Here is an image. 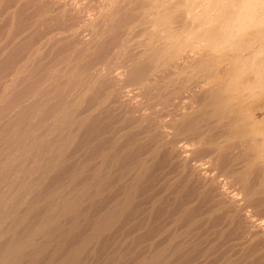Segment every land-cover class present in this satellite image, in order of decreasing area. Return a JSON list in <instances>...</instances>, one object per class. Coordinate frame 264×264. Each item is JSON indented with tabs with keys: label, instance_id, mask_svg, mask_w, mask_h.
<instances>
[{
	"label": "rangeland",
	"instance_id": "1",
	"mask_svg": "<svg viewBox=\"0 0 264 264\" xmlns=\"http://www.w3.org/2000/svg\"><path fill=\"white\" fill-rule=\"evenodd\" d=\"M82 1H83V4L81 3ZM146 1L147 0H144V2H143V0H125V1L124 0H108V1L107 0H0V51H1L0 52V93H1L0 94V111L1 112L3 111L2 113L0 112V120H1L0 121V143H1L0 146L3 147V148L0 147V151L1 150L5 151L8 149H11L10 147H12V146H13L12 148L15 147V141H16L15 135H17L16 132L18 133V131H19V130L17 131V128L19 126H21V128H19V129H20V131L22 130L23 134L26 131L25 129L32 128L31 126H33V125H31V124H29L31 126L26 125V128H25L23 123H24L25 118H27V116L28 117H30L32 115L34 116L35 113L39 114L40 111L37 110L39 107H41L44 112H45L46 106H47L46 110H48V111H50L51 109L53 110L55 108V106L57 108V109L55 108L56 110L61 111L65 105H68L69 107L67 106V108H66V106H65L64 109H67L68 113L71 110L69 113V114H71L70 119H69L71 122H73L74 119L77 117L76 114L79 115V117L83 116L84 118L86 117V114L89 113V115H90V117L88 118L90 120L86 119L87 120L86 123H85V119H84V121L81 120L82 117L80 119L81 121H79L78 123H75V124L72 123L74 125H82V123H84L85 127L81 126V128L83 127L82 133L80 132L81 135L79 133L78 134L74 133L72 135L73 136L76 135L75 138L79 142L82 140V143L85 144L86 146L85 145L80 146L81 151H79V149H78V152H77L78 154L75 152L76 156H74L75 154L73 153L74 154L73 156L75 158L72 156V159H71L72 163H71V161L68 163V165H70L69 168H73V166L75 167V163L77 165V162L79 160L77 161L76 157L82 158V156H84V154H93L94 152L98 153V150L104 149V147L108 148L110 146V144L115 143V141H117L118 144L115 143V147L113 150H115V148H116L117 151L112 150V152L108 156L109 158L107 157L108 159L106 160L107 163L109 162V165L113 164L112 166H110L111 170L113 171L112 174H114V172L116 174V171L122 172L123 170L127 174V172H129V167H130V170L133 169L134 171L133 172L131 171L132 173L130 175L129 174H127V175H129L131 178H133V176L137 174L135 172V170H137V168L139 169V167L141 166V165L139 166V162L140 163L142 162V164L145 163L148 166H150L148 169L149 173L147 172L148 174H146L145 177H143L142 181L139 182V185L137 184V186L135 185V187H132L133 185L130 183V182H132L131 181L132 179L131 178L129 179V178H127L129 176H126L125 177L126 180L123 179L124 182H123V180L121 182L122 186H121V184L119 185V183L118 184L116 183L115 184L116 188L112 187L114 191L112 190V188L109 190V192L107 191V194H109L110 191L112 190L111 191L112 195L111 194L110 195H111V198L113 197V199H112V202H113L116 197L118 198L119 196H122L121 193H123L124 190L129 187L127 189V191L132 189L133 192H136L138 194L137 199H136L137 201L134 205L136 207H134V210H131L132 212L129 211L128 212L129 214L127 213L125 215V217L119 222L120 225L118 224L119 226L117 225V227L114 229V232L112 231L113 234L111 233L110 236L108 235L107 237H105L106 240H100V244H99L100 246H98L97 251L96 252L94 251L95 253H93V254H95L94 255L95 257L93 255L91 257V255L89 254L88 256L85 257L86 259L84 258L85 261L83 260L82 264L83 263L84 264H117V263H120V264H138V262L141 261L140 259L143 260V258L145 260H148L149 262L151 261V264H153V263L154 264H161L160 261H161V259H163L162 256L164 255L167 257L170 254H171V256H170L171 259L169 257H167L168 258L167 259L168 264H170V263L171 264H187V263L188 264H230V263H232V264H264V233L261 234V232H260V234L258 233L259 235H256L257 237L255 236V237L251 238V240H248L249 239V233H248V228H247V222H244L246 220L244 219V216L242 215L243 212H241L239 209L235 210V208H233V207L232 208L228 207V209L222 211L218 215L211 212V214H214L215 216L212 217L213 219H211V221H208V223L209 222H211V223L207 224V221L203 222V224L204 225L206 224V226H204L200 221L203 218V216L206 215L204 213L209 214V211H210L209 209L213 208L212 207L213 204L211 202H213L214 206H215V205H217V203L220 202V200L222 198L221 196L220 197L218 196V193H216L218 190L216 188H218V187L215 188V185L219 180H222L225 177L227 178V181H225L226 180V178H225V180H222L221 183L225 182V184H226V182L229 181L228 182L229 184L227 183L229 186L226 184V187L228 186L227 189L230 190V192H232V191L238 192V190H240L244 186V183H242V182L243 181L245 182L246 180L250 181V183L247 182V184L249 183L248 185H250V184H251L250 186L253 185L252 186L253 187L252 192H253V190H256L259 187L261 189L263 188V187H261V186H263V184L261 186H258L259 183L257 184V182H259L258 180H260V177H259V179L257 177L259 176L258 174H261V172L264 173V160H263V158H264V130H263V128H264L263 127L264 126V86H263L264 85V70H263L264 69V30L262 31V29H260L256 26H255V28H258V29H253L254 27L252 25H249V26H246L247 28H245L247 31L244 29V31L241 32L240 36H239L240 32H238V31H234V32H236V35L233 32V33H231L230 36H227V38L223 35V31H221V30L229 29L232 32L230 26L232 23H234V21L236 19L235 17L238 16V14L241 12L240 9H242V7L245 5L244 4L246 2L245 0H179V1L178 0H159V1L155 0L158 5L155 4L156 2L155 3L153 2L154 4L151 3V6L149 5V3H150L149 0L147 2ZM243 1H245V2L243 3ZM192 2H194L195 4H193ZM159 3H161V4H159ZM184 3H185V5H184ZM154 5L157 6L158 8L155 7ZM176 5L180 8L185 7V6L188 7V5L191 6V8L189 7L192 11L191 14H193V15L195 14L194 16L197 19L196 23H198V25H197L198 27L195 28V31L199 32V34L202 30L203 31L208 30L211 32V34L209 36H207L208 41L203 42V44L199 45L200 47L203 45L201 47L202 49L201 48L199 49V47H198L199 53H201L199 55L200 58H196V60H194L192 62L193 64L192 65L188 64L189 66L187 65V67H186V65L184 67L183 64L181 66V63H180L178 57L183 55L186 51H190V48H188V49L186 48L187 42L185 43V39H186L185 37L187 35L185 33H187L188 31L185 32L181 28L179 29L178 27H176L177 28L176 30H174L175 27L172 28V30L175 31L176 34L177 33L179 34V35L177 34V37H175L173 39V41H171V42H176V44L174 43V45H173L172 43H168L166 40L162 39L163 37L162 38L159 37L160 35L157 34V32L155 31L156 28L154 29V23L151 22V21H153L154 17L156 18L159 14L161 15V13L163 14L165 12L170 13L172 11L175 12V10L177 11L176 8H178V7ZM231 6H233V7H231ZM192 8H194V9L192 10ZM190 9H189V11H190ZM263 10H264V8L262 10H260V12L262 14L260 13L261 15H259L262 18L264 17V11ZM130 16H131V18H130ZM215 17H217V19ZM141 22H142V24H141ZM95 24H97V25H95ZM226 26H227V28L224 29ZM203 27H205V28H203ZM263 27H261V28H263ZM209 28L212 30H210ZM129 30H130V32H129ZM177 30H179L181 33ZM235 30H236V28H235ZM195 31H194V33H197ZM68 33H70V34H68ZM242 33H244L243 34L244 36H242ZM237 34H238V36H237ZM222 35L224 36V39L222 38L223 37ZM229 37H235V38H230L231 39L230 40ZM159 38H160V40L162 39L166 42V43L164 41L162 42V40H161V42L164 43L165 45L160 42ZM237 39H239V40H237ZM242 39H244V40H242ZM227 40H228V42H226ZM230 41L233 44H231ZM234 42H235V45H234ZM237 42H239V43H237ZM236 44L238 46H239V44H241V45L238 48L236 46ZM184 45H185V47H184ZM205 45H206V47H205ZM115 47H116V49H114ZM232 47L236 50H234ZM248 47H249V49H248ZM118 48H121V49H118ZM134 48H136V49L134 50ZM154 48H156V49L154 50ZM185 48H186V50H185ZM165 49L166 50L168 49V50L166 51ZM92 50H93V52H92ZM113 50H115V52L116 51H118V52H116V54H115V52ZM202 50H204V52ZM182 51H183V53H182ZM231 51H233V52H231ZM254 51H256V52H254ZM121 53H123V54H121ZM135 53L136 54L138 53V54L136 55ZM119 54L121 57L119 56ZM172 54H174V55H172ZM105 55H106V57H105ZM111 56L113 57L112 60H111ZM118 56H119V58H118ZM150 57L152 59H150ZM201 57H203L204 61L202 60ZM205 58H207V59L205 60ZM92 59H93V61H92ZM117 59H118V62H116ZM132 59H134V61L137 59L138 61L136 60L137 62L135 61V63H133V65H132V62H133ZM209 59H210V61H209ZM221 59H223V61ZM109 60H111L112 63H111V65H109L110 63L108 64V62H107L108 66L106 69L105 68V65H106L105 61H109ZM159 60H160V62H159ZM201 60L205 63H203V62L200 63ZM218 60L220 61V62H218L220 66H218V64H217ZM143 61H147V62H143ZM196 61H197V63H194ZM256 61H258V62H256ZM138 62H140V63H138ZM154 62L156 64H154ZM161 62L163 65L161 64ZM210 62H211V64H210ZM102 63H104L105 65H103ZM128 63H129V66H127ZM144 63H146L144 66L146 68L151 69V70L156 66L157 68L155 67V71H157V76H159V77H162L163 75L166 74L167 71L168 72L166 74L167 75L166 77L163 76V78H165L166 80L164 79V81H162L163 78H159V77L157 78V81L160 79L158 81V83L159 84L161 83L162 84V85L160 84L161 86L157 83V81L151 82V83L143 82L144 84L142 86L137 85L139 87V89H136V90H138V93H137L136 90H133L135 86L133 87V84H131L134 82L130 83V81H129V79H130L129 77H131V75H132V72H130V71H133V74H134V72L136 70H138ZM223 63H226L227 65L223 64ZM138 64H140L139 67H138ZM120 65H122V66H120ZM125 65H126V67H125ZM148 65L151 67H149ZM153 65H155V66H153ZM161 65H162V69L160 68ZM179 65L181 68L178 67ZM194 65H195V67H194ZM223 65H224V67L230 66L232 68L231 71L234 72V73H232L233 76L231 75V77H230L231 78L230 81L233 79L232 77L235 78L232 81H235V82L239 81L240 84L243 83L245 80V85L248 89L245 87L246 90L244 88L241 91H242V93H244V95L248 92L247 93L248 95L247 96L245 95L246 96L245 98L247 99V97L249 96L248 99H250L249 101H248V99L246 101V99L244 98L245 102L248 104H251V103L254 105L256 104V107L248 109L244 113L246 115V118L247 119L249 118L250 121L248 120L243 125L247 128V131L252 135H250V134H248V132H246V134H243L242 136L238 135V136L233 137V135H231V136H228L226 138L225 137L220 138V139H219V137H217L215 139L213 138V136H215L214 135L215 132H220V131L224 132V131L229 130L228 126H231L230 125L231 124L230 119L235 118V115L233 114V112L230 111V107L232 106V102H231V104H229L227 109L225 108L226 110L224 108L220 107L221 111L220 110L216 111L217 117H215L214 119H217V120L219 118L220 119L218 121L217 120L213 121V123L216 125V126L214 125L215 127L213 126L214 130L210 129L211 126H209L207 128L203 125L204 122L202 123V116L204 115V112H203L204 110L202 108H200L202 106L199 107V103H197V101L199 102V99L201 97V95L199 96V94H198V92L200 93L199 90L201 88L200 87L197 88L196 85L199 84L198 80H199V82H202L200 79L205 74L206 75L208 74V73H206V71L212 70L213 68H214L213 71H215L217 69V67L222 68ZM101 66H102V68L103 67L105 68V69H103L104 72H102L103 70H101L102 69ZM109 66H111V67H109ZM118 66H119V68L121 67L120 69L122 70V72L118 68ZM134 66H136V67H134ZM130 67L131 68L134 67L133 70ZM210 67H211V69H210ZM230 67H228V68L230 69ZM108 68L110 70H108ZM128 68H129V70H128ZM167 68L168 69L170 68V69L167 70ZM173 68L175 70H173ZM188 68H191V69H188ZM118 69L120 71H118ZM158 69H160L159 72H158ZM183 69H184V71H186V69H187L188 70V71H186L187 73L185 72V74H184ZM97 70H101V71H97ZM105 70H108V73L110 74V76L113 79H114V76H112V74H114V72L118 71L119 73L121 72V74L123 73V75H124L123 78L126 79V83L129 82L128 85H125V87L128 86V88L126 87L127 89L126 88L124 89V84H126V83H123V85L120 84V82H118L119 84L118 83L115 84V79L113 81L111 79V77L108 76L107 71L105 72ZM112 70H114V71H112ZM162 70H164L166 72L164 73V71H162ZM179 70H180V74L176 73ZM235 70H236V72H235ZM123 71H125L127 76L125 75V73ZM126 71L128 72V74L131 73V75L129 77H128V74ZM161 71H162V73L160 74ZM170 71L172 72V74L170 73ZM97 72H101V74L104 73L103 75L105 77H106L105 74H107V78H104L103 75H99L100 73H97ZM182 73H183V75H182ZM197 74H199V75H197ZM172 75H174V78L172 77ZM176 75H178V77ZM243 75H244V77H243ZM98 76H100V77L103 76V79L107 80V81L102 80V78L99 79ZM125 76H126V78H125ZM168 76H171L172 79L175 81H173L171 79V77H169V78L172 81L169 78H168L169 80L167 81ZM180 76L184 77V78H179ZM199 77H200V79H199ZM180 79H181V81H180ZM182 79H183V82H182ZM12 81H14V82H12ZM165 82L167 83V85L165 84ZM256 82H257V84H256ZM106 83H107V85H105ZM152 83H154L155 86ZM170 83L172 84V86ZM246 83H248V84H246ZM250 83L252 86L256 85L255 86L256 89H254L252 86H250ZM146 84L148 85V87H146L147 86ZM113 85L115 88L114 91L112 89ZM119 85H121V86H119ZM156 85L159 87H157ZM165 85L168 87H166ZM31 86H32V88H30ZM152 86H153V88H152ZM162 86H165V88ZM108 87H110V89ZM118 87L120 89L122 88L124 91L122 89L120 90ZM131 87L133 88L132 90L134 92L136 91V94H134V93H133V95L131 93H130L131 95L129 94L128 91H131ZM180 87L181 88L183 87L184 90L181 89ZM194 87H196V88H194ZM258 87H259V89H257ZM38 88L40 91L39 90L35 91ZM129 88H130V90H129ZM155 88H156V90L159 89V90H157L158 92L156 91L157 93L155 91H151V90H155ZM169 88H170V90H168ZM173 88H175V89H173ZM193 88L195 90H197L198 92L193 91L194 90ZM249 88H250V90H249ZM116 89H118V90H116ZM149 89H151V90H149ZM189 89H191V90H189ZM30 90H32V92L35 91V93L38 92L37 93L39 96L38 100L41 102V104H40V102H37V99L35 101L28 100L31 97L28 95H31L30 93H32ZM56 90H58V91H56ZM125 90H127L128 93ZM144 90L145 91L149 90V91L145 92ZM171 90H173L175 92L173 93V91L171 92ZM177 90H180V91L183 90V91H181L179 93V91L177 92ZM187 90L190 92L189 95H185V94H188ZM256 90H258V91H256ZM41 91H44V92H42L43 94L41 93ZM111 91L113 92L112 95L110 94ZM249 91H251V92H249ZM261 91H262V93H261ZM48 92H49V94H48ZM125 92L128 94L129 97L126 95ZM143 92H144V94H143ZM150 92H151V94H150ZM159 92L162 94H160ZM165 92H166V94H164ZM253 92H256V93H253ZM145 93L147 94L146 97H145ZM168 93L173 94V95H170L172 98H174L173 100H170L172 98L168 97L169 96ZM177 93L180 96H178ZM192 93H194L195 95L194 94L192 95ZM41 94H42V96L44 95L43 98H42ZM45 94L47 96H49V95L50 96L46 97ZM123 94L125 95V97H123L124 96ZM163 94L166 97L161 96ZM255 94H257L258 96L256 95L254 97ZM8 95H10V96H8ZM24 95H25V97H24ZM63 95H64V97H63ZM84 95H85V97H84ZM110 95H111V97H110ZM184 95L189 96V98L185 97L186 98L185 102L183 101L185 99ZM147 96L148 97L150 96L149 98L150 99L152 98L151 101L153 100V102H151V101L149 102L150 99H148ZM158 96L162 100L159 99ZM259 96H262V97H259ZM27 97H29V98L27 99ZM70 97L72 98V100H70ZM143 97L146 99L143 100ZM163 97H165V98L163 99ZM167 97L170 99L167 100ZM178 97H180V99H177ZM191 97L193 99H190ZM251 97L254 100L251 99ZM68 98H69V100H68ZM157 98H158V102H157ZM187 98L189 101H187ZM194 98H197V101ZM64 99H65V103L62 104V105H64L62 107L61 103H62V101L64 102ZM11 100H14V102ZM26 100L28 102H30V104ZM101 100H104V101H101ZM128 100H130V101H128ZM135 100H137V101L139 100L140 102L139 101L137 102ZM145 100H147V101H145ZM163 100H164V102H163ZM165 100H167V101H165ZM178 100H180V101H178ZM16 101H19V103H21L20 101H22V103H21L22 107L20 106V108H16V106L19 104V103L17 104ZM45 101H46V104H45ZM48 101H49V103H48ZM141 101H142V103H141ZM170 101L172 104L170 103ZM253 101H255V102H253ZM257 101H258V103H257ZM8 102H10V103H8ZM34 102L37 103V106ZM66 102H68V104H66ZM71 102H73V103L76 102L75 104L72 103L73 107L71 106ZM100 102H102L104 105L102 103L100 105ZM105 102L107 104H105ZM135 102L138 103V106H135V105H137V103H135ZM159 102L162 104H160ZM167 102H169L171 104V106L172 105H174V106L178 105V106L174 107V109H175L174 110L173 108H171L170 105H167L168 104ZM174 102H175V104H174ZM176 102H180V103H176ZM182 102L185 104H181ZM187 102L190 104H191V102L192 103L195 102L196 105H193V104L189 105ZM15 103H16V105H15ZM42 103H43L44 108L42 106ZM149 103L150 104L152 103V104L149 105ZM238 103L239 102L234 101L233 104L238 105ZM7 104L9 106H7ZM10 104L14 105V108H12L13 106L12 105L10 106ZM89 104H90V106H89ZM143 104H145L144 106H146L147 108L150 109V112H149V109L146 110L147 108L146 107L144 108ZM154 104H156V107ZM157 104H159V105H157ZM152 105H154V106H152ZM164 105H166V107ZM183 105H184V107H182ZM186 105H188L189 107ZM34 106H36V108ZM160 106H164V109H166V111L169 113H166L165 110H162L163 107L160 108ZM190 106H191V108H190ZM195 106H197V107H195ZM23 107H24V110L26 113L25 116L23 113L24 112ZM25 107H28V108L26 109ZM60 107H61V109H60ZM135 107H137L136 108L137 111L135 110ZM158 107L160 108V110L157 109ZM169 107L171 109H169ZM185 107H188L191 110H189L188 108H185ZM198 107H199V109H198ZM9 108H11V109H9ZM140 108H141V110H139ZM152 108L154 109V111L156 110L155 111L156 113L152 110ZM183 108L186 109V111L188 109V112L193 111L194 113H197L198 116H196V114H194L192 112H189V113L187 112L188 114L186 112H182L184 110ZM28 109H29V111H28ZM78 109H79V112H78ZM87 109L89 110V112ZM142 109L144 110L145 115L143 113H141V112H143ZM194 109H196V110H194ZM12 110H16V111H12ZM73 110L74 111L77 110L76 111L77 113L75 114V112ZM161 110L164 112V114L162 112H159V113H161L159 116L158 111H161ZM180 110H181V112H180ZM94 111H96V112H94ZM174 111L178 114V116L180 115L178 117V121H176L177 116L175 115L176 113ZM201 111H202V114L200 113ZM7 112L10 114V116ZM32 112H33V114H32ZM83 112H84V114H83ZM252 112H255V113H252ZM132 113H134V114L132 115ZM151 113L153 116H156V117L158 115L160 120L157 118H155V120H154V117H152ZM170 113H171V115L173 114L174 117L171 116ZM181 113L183 115L186 114L187 116L183 117L181 115ZM247 113L248 114L251 113V114L248 116ZM18 114L20 116H18ZM62 114H64V113L62 112ZM72 114H73V116H72ZM136 114L137 115L142 114V115H140L142 117L137 116ZM189 114L190 115L192 114L191 117H193V118H195V117H196V119H197V117L200 118V119L198 118L197 121L199 120L198 123H199V126H201V127L199 128V130L198 129H196V130H198L200 133H203V135L205 134L204 136L201 134L203 136V137L200 136V138L202 140H200L198 143H195L196 146H198V147L197 148L195 147V149L194 148L193 149L195 151L197 150V152H201L202 150H205L206 149L205 147H207V148L209 147V149H211L210 153L211 152L212 153L208 154L209 158H208V156L206 157L209 161L204 158L205 162H207V161L208 162H215V160H216V162L214 163V164H216L218 162L217 159H221L217 163L219 165L217 167L214 165L215 167H213V169H214L213 173L214 174L216 173L215 176H216L217 180H215L214 182L212 181V183H209L211 186L212 185L214 186L211 188H209L210 185L206 184L204 182V180L202 182L201 179H203V177L200 178V176L196 172H194V170H193V163H194L195 159H196V161H198L199 158H190L191 160L189 158L188 159L179 158L178 153L176 151L177 149L175 147H173L172 145L170 147L169 146L170 144L168 145V143H170L169 141H168V143L165 144V141L167 139L163 135L165 133L161 129L162 128L161 124H163V122H164V124L167 122H168L167 124H169L171 122L172 124L173 123L175 124V126H173L171 124L172 127H176V126L182 124V122L187 117L190 116ZM252 114H255L256 117H255V115H252ZM1 115H2V117H1ZM13 115L16 117H14ZM22 115L24 118L21 117ZM218 115H219V118H218ZM35 116L37 117V115H35ZM143 116H145L146 118ZM149 116L151 117L152 121H150L151 119ZM253 116L256 118V120H254L255 118ZM19 117H21V118H19ZM79 117H77V118H79ZM164 117L166 119H167V117H169L167 122H166V119ZM180 117H182L184 119H182V118L179 119ZM77 118H76V120H77ZM144 118L149 120V122L147 120H145ZM163 118L165 119V121L163 120ZM17 119H18V121H17ZM170 119H171V121H170ZM76 120H75V122H77ZM139 120H141V121H139ZM173 120H175L176 122ZM252 120H254V122ZM8 121H9V123H8ZM142 121H144L145 124L143 123V125H142ZM137 122H138V125L136 124ZM156 122H158V124H160V125L156 124ZM248 122L251 124H249ZM6 123H7V125H6ZM176 123L178 125H176ZM253 123H255V124H253ZM19 124H21V125H19ZM85 124H88V125H85ZM148 124L150 125V128H149ZM139 125H141V126H139ZM8 126L11 130L8 129ZM16 126H18V127H16ZM137 126H139V128H136ZM145 126H147V127H145ZM157 126H158L159 130L157 129ZM160 126H161V128H159ZM254 126H256V128L258 127L257 130ZM13 127H14V129H13ZM123 127H124V129H123ZM140 127H142V128H140ZM81 128L75 129V132L76 131L78 132V130L80 131ZM215 128H217V129H215ZM171 129L170 128L167 129V132L170 131V132H168V134H171V132H172V134L174 133L175 128L172 129V131H171ZM201 129H205V130L200 131ZM260 129H261V131H260ZM6 130H9L10 135L6 134L8 132ZM14 130H16V131H14ZM28 130H30V129H27V131ZM35 130H36V128H35ZM237 130H238V128H237ZM11 131H13V132H11ZM67 131H68V129H67ZM161 131H163V132H161ZM198 131L196 132L197 134H199ZM124 133H125V135H124ZM12 134L13 135L15 134V135L13 136ZM27 134H29V132ZM77 136H80V137L82 136V137L79 138ZM120 139H122V140H120ZM212 139H214V140L212 141ZM217 139L219 140V142H217L218 141ZM12 140H13V142H12ZM77 140H76V142H77ZM3 142H5V143H3ZM157 142H160V143H157ZM213 142H217V143H213ZM88 143L91 144L90 147H89L90 144H88ZM2 144H4V146ZM77 144H80V143L77 142L74 145V148H77L79 146V145L76 146ZM83 146L85 147V149ZM5 147L6 148L8 147V148L6 149ZM210 147H212V148H210ZM222 148L225 150H223ZM82 149L87 150L89 153H87V151H83ZM2 151L0 152V153H2L0 156L4 155L6 153V151H5V153ZM219 151H220V153H219ZM221 152H222V154H221ZM258 152L259 153L263 152L262 153L263 156L261 153L259 154ZM18 153H20V152H18ZM257 154L260 155L261 157H259ZM19 156L21 157V155H18V157ZM117 156H119V157H117ZM221 156L224 159H222ZM257 156H258V158H257ZM210 158L211 159L213 158L215 160L213 161V159H212V161H211ZM111 159H112V161H111ZM193 159H194V161H193V163H191ZM226 159H227V161H225ZM24 160H25L24 157H23V159H22V157L19 159L20 164L22 163L21 166L26 162V161L23 162ZM26 160H28V159H26ZM220 161H221V163H220ZM228 161H229V163H228ZM73 162H75V163H73ZM223 162L225 163V165ZM227 163H228V165H231V164L232 165L227 166ZM71 164L72 165L74 164V165L72 166ZM222 164L224 165V167ZM114 165H116V166H114ZM208 165L210 166V164H208ZM208 165H206V166L209 167ZM239 165H241V166H239ZM123 166H124V169H123ZM132 166L133 167L135 166V167L133 168ZM225 166H227L228 168L227 167L225 168ZM32 167H31L32 170L37 169V168L34 169L36 166H32ZM219 167L222 168V170H224V169L225 170L221 171V169ZM230 167L232 169L233 168L234 169L232 170ZM27 168H29V166ZM189 168H191L192 174L190 173ZM216 168L220 172H222L223 174L225 173V174L224 175L222 173L220 174V172ZM226 169L233 171V173H231V171L229 172V170L227 171ZM193 172H194V174H193ZM256 172L258 174H255ZM119 173L120 172H118V174ZM134 173H136V174H134ZM188 173H189V175H188ZM118 174H116V175H118ZM195 174H197L199 178L196 177L197 175L195 176ZM227 174H229V176H225ZM190 176H191V178H190ZM218 176H220L221 179H219ZM114 177H115V175H114ZM232 177H234V179ZM229 178H231L234 181V183H232L233 181L230 180ZM240 178H242L241 180H243V181H241ZM255 178H257V179H255ZM2 180L5 181V179H2ZM254 180H256L257 182H254ZM4 181H1V182H3V184H5ZM125 181H127V182H125ZM251 182H253L255 184H253ZM213 183H215V184H213ZM234 184H235V186H234ZM127 185H129V186H127ZM216 186H218V185H216ZM255 186H257V187H255ZM206 187H207V189H206ZM137 188H138V190H137ZM260 188H259V190H260ZM205 189H206V191H205ZM208 190H210V191H208ZM259 190H257V191H259ZM116 191L119 194H117ZM202 191H203V193H202ZM204 192H206V193H204ZM214 193H216L217 196L214 197ZM257 193L258 192H256V191L254 192V194L257 197L256 200H259V199L262 200L263 201L262 205H264V193L258 194L259 196L257 195ZM107 194H104V196H106V197H103V200L109 199V197H108L109 195L107 196ZM208 194H209V196H208ZM217 197H219L220 199L218 198L219 199L218 200ZM256 197L253 196L254 199ZM111 198H110V200H111ZM214 200L217 202H214ZM101 202H103V201H101ZM101 202H100L101 205H103V203L105 204V205H103V208L105 210H108L111 207V205H110L111 201H110V203L106 202V201L103 203H101ZM114 202H116V200ZM114 202H113V204H114ZM139 202H141V203H139ZM98 206H100V205L98 204L96 207H98ZM106 206L107 207L110 206V207L107 208ZM96 207H94V209H96V211L94 209L91 210L89 221H91L90 219H92V217H93L92 215L95 214V217L97 218L98 216H101L102 214H104V212H107V211L102 209V206H100L98 208L102 209L103 213L101 212V210H99ZM153 207H154V209H153ZM249 209H247L248 212L250 211L249 213L252 214V216L255 217V219L259 220V218H260L261 221L264 220V217H262V216H264L263 215L264 214V212H263L264 208H262L261 212L260 211L254 212V210H255L254 208H249ZM93 211H95V212L93 213ZM255 211H257V210H255ZM96 212H98V213H96ZM100 213H101V215H100ZM187 213H188V215L183 217V215H185ZM178 214L182 217H179ZM202 214H203V216H202ZM189 216L191 219L189 218ZM231 216H232V218H231ZM95 217H93V219L91 221L92 223H93V220L96 219ZM175 217L178 220L181 219L183 222L181 220H179L180 221V224H179L178 223L179 221L176 220ZM197 217H199L198 218L199 220H197ZM184 218H186L187 220ZM241 219L243 222L241 221ZM175 220L178 222L176 223ZM191 222H192V225H193V222H194V224H196V226H197L196 228H198V226L200 228L201 227L200 225L203 226V227H201L200 230H199V228L197 229L199 231V233L196 231V229L193 232L191 231V227H193V226H190ZM92 223L89 224V222H88V224H86L84 227L85 228L87 227L89 230L90 225ZM84 227L82 230H84V233H86V231H88V230H87V228L85 229ZM188 229H190V231ZM244 230H246V231H244ZM188 231L191 233H189ZM174 232H176V233H174ZM187 232L190 235L192 234V236H194L195 238L192 236H190V237L186 236L187 238L184 237L186 239V243L183 244V246H182L183 248L181 247L180 251L175 252L174 248H173L172 251L170 250L168 252L169 249H172L171 248L172 246H169V247H167V246L171 244V242L174 239L173 237L175 236V239L178 240L179 239L178 237L182 238V236L184 234H186ZM165 234L166 235L168 234L167 237ZM172 234H174V235H172ZM175 234H177V235H175ZM191 237H192V239L190 241L189 239ZM168 239H169V241H168ZM171 239H172V241H170ZM187 240H189V241H187ZM76 241H79V240H76ZM162 242H163V244H162ZM187 242H189V243H187ZM186 244H187V246H186ZM112 251H114V252H112ZM165 254H167V255H165ZM87 258H89V259H87ZM159 258H161V259H159ZM136 259H138V260H136ZM170 260H172V261H170Z\"/></svg>",
	"mask_w": 264,
	"mask_h": 264
},
{
	"label": "bare ground",
	"instance_id": "2",
	"mask_svg": "<svg viewBox=\"0 0 264 264\" xmlns=\"http://www.w3.org/2000/svg\"><path fill=\"white\" fill-rule=\"evenodd\" d=\"M108 1V0H107ZM125 1V0H124ZM148 1V0H147ZM146 1V2H147ZM156 1H159V0H156ZM155 0H149V5L151 6V3L152 4H154L155 2H156ZM179 1V0H178ZM246 1V2H245ZM245 1H243V3L245 4L243 7H242V9H240L241 10V12L238 14V16H236L235 18V21H234V23H232L231 24V30H232V32L229 30V29H227V30H221V31H223V35L227 38V36H230L231 35V33H233L234 31H238V32H240L239 33V36H240V34H241V32L242 31H244V29L245 28H247L246 26H249V25H252L254 28L253 29H258V28H260V29H262V31L264 30V17L262 18V17H260L259 15H261L262 13L260 12V10H262L263 8H264V0H245ZM63 2V1H62ZM99 2V1H98ZM143 2H144V0H143ZM154 2V3H153ZM161 2V1H160ZM186 2V1H185ZM207 2V1H206ZM209 2V1H208ZM76 3V2H75ZM74 3V4H75ZM82 4H83V1L81 2ZM85 3V2H84ZM126 3V2H125ZM162 3V2H161ZM161 3H159V4H161ZM168 3V2H167ZM193 4H195L194 2H192ZM212 3V2H211ZM210 3V4H211ZM217 3V2H216ZM242 3V2H241ZM104 4V3H103ZM155 4H157V2L155 3ZM204 4V3H203ZM59 5V4H58ZM158 5V4H157ZM184 5H185V3H184ZM187 5V4H186ZM197 5V4H196ZM75 6V5H74ZM90 6V5H89ZM96 6V5H95ZM128 6V5H127ZM149 6V7H150ZM155 6V5H154ZM153 6V7H154ZM160 6V5H159ZM175 6V5H174ZM177 6V5H176ZM114 7V6H113ZM118 7V6H117ZM148 7V6H147ZM152 7V8H153ZM155 7H157V6H155ZM165 7V6H164ZM178 7V6H177ZM191 6H189L188 5V7L187 6H185V7H178V8H176L177 9V11L175 10V12H170V13H161V15L159 14L156 18L154 17V19H153V21H151L152 23H154V29H155V31L157 32V34H159L160 36V38H162V39H164V40H166L168 43H172L173 45H174V43L176 44V42H171V41H173V39L175 38V37H177V34H176V32L175 31H173L172 30V28H174L175 27V29L174 30H176L177 28L176 27H178L179 29L181 28L183 31H188L187 33H185V34H187L186 35V39H185V43L187 42V49L188 48H190V51H186L183 55H181L180 57H178L179 58V61H180V63H181V66H182V64L184 65V67H185V65H186V67H187V65L189 64V65H192L193 63V61L194 60H196V58H200L199 57V55L201 54V53H199V50H198V47H199V49L203 46H199V45H201V44H203V42H207L208 41V39H207V36H209L210 34H211V32L210 31H208V30H202L201 32H200V34H199V32H197V31H195V28L196 27H198L197 25H198V23H196V21H197V19L195 18V14L193 15V14H191ZM193 7V6H192ZM216 7V6H215ZM231 7H233V6H231ZM84 8V7H83ZM138 8V7H137ZM151 8V9H152ZM158 8V7H157ZM117 9V8H116ZM189 9H190V11H189ZM194 8H192V10H193ZM199 9V8H198ZM202 9V8H201ZM209 9V8H208ZM61 10V9H60ZM95 10V9H94ZM102 10V9H101ZM100 10V11H101ZM166 10V9H165ZM196 10V9H195ZM214 10V9H213ZM230 10V9H229ZM96 11V10H95ZM137 11V10H136ZM202 11V10H201ZM223 11V10H222ZM231 11V10H230ZM264 11V10H263ZM262 11V12H263ZM199 12V11H198ZM206 12V11H205ZM75 13V12H74ZM157 13V12H156ZM196 13V12H195ZM200 13V12H199ZM261 13V14H260ZM72 14V13H71ZM70 14V15H71ZM87 14V13H86ZM149 14V13H148ZM151 14V13H150ZM203 14V13H202ZM90 15V14H89ZM206 15V14H205ZM213 15V14H212ZM222 15V14H221ZM232 15V14H231ZM94 16V15H93ZM92 16V17H93ZM101 16V15H100ZM146 16V15H145ZM156 16V15H155ZM197 16V15H196ZM209 16V15H208ZM207 17V16H206ZM101 18V17H100ZM125 18V17H124ZM130 18H131V16H130ZM129 18V19H130ZM153 18V17H152ZM203 18V17H202ZM209 18V17H208ZM216 19H217V17H215ZM93 19V18H92ZM207 19V18H206ZM215 19V20H216ZM63 20V19H62ZM147 20V19H146ZM152 20V19H151ZM199 20V19H198ZM211 20V19H210ZM214 20V19H213ZM135 21V20H134ZM133 21V22H134ZM231 21V20H230ZM40 22V21H39ZM84 22V21H83ZM87 22V21H86ZM92 22V21H91ZM126 22V21H125ZM207 22V21H206ZM97 23V22H96ZM111 23V22H110ZM144 23V22H143ZM204 23V22H203ZM213 23V22H212ZM219 23V22H218ZM222 23V22H221ZM141 24H142V22H141ZM145 24V23H144ZM230 24V23H229ZM70 25V24H69ZM95 25H97V24H95ZM130 25V24H129ZM201 25V24H200ZM218 25V24H217ZM227 25V24H226ZM51 26V25H50ZM103 26V25H102ZM131 26V25H130ZM255 26L256 27H258V28H255ZM90 27V26H89ZM96 27V26H95ZM229 27V26H228ZM229 27V28H230ZM251 27V26H250ZM261 27H263V28H261ZM98 28V27H97ZM143 28V27H142ZM145 28V27H144ZM203 28H205V27H203ZM207 28V27H206ZM212 28V27H211ZM227 28V26L224 28V29H226ZM235 28H236V30H235ZM108 29V28H107ZM153 29V28H152ZM210 29V28H209ZM215 29V28H214ZM217 29V28H216ZM259 29V30H260ZM92 30V29H91ZM99 30V29H98ZM101 30V29H100ZM145 30V29H144ZM198 30V29H197ZM210 30H212V29H210ZM246 30V29H245ZM90 31V30H89ZM139 31V30H138ZM146 31V30H145ZM150 31V30H149ZM177 31H179V30H177ZM182 31V32H183ZM194 31L195 32H197V33H194ZM199 31V30H198ZM220 31V32H221ZM230 31V32H229ZM247 31V30H246ZM256 31V30H255ZM254 31V32H255ZM129 32H130V30H129ZM154 32V31H153ZM180 32V31H179ZM181 33V32H180ZM219 33V32H218ZM235 33V35H236V32H234ZM250 33V32H249ZM253 33V32H252ZM258 33V32H257ZM68 34H70V33H68ZM88 34V33H87ZM98 34V33H97ZM96 34V35H97ZM184 34V35H185ZM220 34V33H219ZM244 33H242V36H244L243 35ZM94 35V34H93ZM115 35V34H114ZM132 35V34H131ZM179 35V34H178ZM222 35V36H223ZM249 35V34H248ZM150 36V35H149ZM158 36V35H157ZM213 36V35H212ZM224 36L222 37L223 39H224ZM237 36H238V34H237ZM257 36V35H256ZM260 36V35H259ZM258 36V37H259ZM221 37V36H220ZM247 37V36H246ZM98 38V37H97ZM126 38V37H125ZM160 38H159V40H160ZM183 38V37H182ZM209 38V37H208ZM216 38V37H215ZM230 38H235V37H229V39ZM237 38V37H236ZM240 38V37H239ZM243 38V37H242ZM127 39V38H126ZM142 39V38H141ZM161 39V40H162ZM181 39V38H180ZM228 39V40H229ZM241 39V38H240ZM122 40V39H121ZM125 40V39H124ZM161 40H160V42H161ZM164 40H162V42L164 41ZM218 40V39H217ZM221 40V39H220ZM228 40L226 41V42H228ZM231 40V39H230ZM237 40H239V39H237ZM242 40H244V39H242ZM4 41V40H3ZM154 41V40H153ZM179 41V40H178ZM219 41V40H218ZM217 41V42H218ZM249 41V40H248ZM84 42V41H83ZM161 42V43H162ZM165 42V41H164ZM220 42V41H219ZM218 42V43H219ZM225 42V41H224ZM236 42V41H235ZM235 42H234V45H235ZM240 42V41H239ZM239 42H237V43H239ZM242 42V41H241ZM245 42V41H244ZM243 42V43H244ZM247 42V41H246ZM150 43V42H149ZM156 43V42H155ZM166 43V42H165ZM230 43H231V41H230ZM250 43V42H249ZM253 43V42H252ZM255 43V42H254ZM162 44H164V43H162ZM178 44V43H177ZM231 44H233V43H231ZM230 44V45H231ZM123 45V44H122ZM135 45V44H134ZM152 45V44H151ZM155 45V44H154ZM157 45V44H156ZM165 45V44H164ZM209 45V44H208ZM207 45V46H208ZM241 44H239V46H240ZM124 46V45H123ZM139 46V45H138ZM176 46V45H175ZM178 46V45H177ZM236 46L239 48V46L236 44ZM250 46V45H249ZM120 47V46H119ZM134 47V46H133ZM141 47V46H140ZM180 47V46H179ZM184 47H185V45H184ZM205 47H206V45H205ZM224 47V46H223ZM74 48V47H73ZM142 48V47H141ZM164 48V47H163ZM181 48V47H180ZM186 48H185V50H186ZM204 48V47H203ZM233 48V47H232ZM259 48V47H258ZM262 48V47H261ZM114 49H116V47L114 48ZM118 49H121V48H118ZM136 48H134V50H135ZM147 49V48H146ZM156 48H154V50H155ZM182 49V48H181ZM202 49V48H201ZM225 49V48H224ZM234 49V48H233ZM241 49V48H240ZM248 49H249V47H248ZM124 50V49H123ZM139 50V49H138ZM166 50V49H165ZM168 50V49H167ZM166 50V51H167ZM180 50V49H179ZM234 50H236V49H234ZM252 50V49H251ZM91 51V50H90ZM89 51V52H90ZM114 52H115V50H113ZM148 51V50H147ZM158 51V50H157ZM156 51V52H157ZM178 51V50H177ZM203 52H204V50H202ZM216 51V50H215ZM245 51V50H244ZM1 52V51H0ZM92 52H93V50H92ZM116 52H118V51H116ZM116 52H115V54H116ZM121 52V51H120ZM119 52V53H120ZM172 52V51H171ZM176 52V51H175ZM231 52H233V51H231ZM254 52H256V51H254ZM259 52V51H258ZM139 53V52H138ZM137 53V54H138ZM142 53V52H141ZM167 53V52H166ZM182 53H183V51H182ZM237 53V52H236ZM113 54V53H112ZM111 54V55H112ZM114 54V55H115ZM121 54H123V53H121ZM136 54V53H135ZM136 54V55H137ZM146 54V53H145ZM168 54V53H167ZM181 54V53H180ZM253 54V53H252ZM134 55V54H133ZM172 55H174V54H172ZM178 55V54H177ZM176 55V56H177ZM39 56V55H38ZM100 56V55H99ZM102 56V55H101ZM113 56V55H112ZM111 56V60H112V57ZM119 56H120V54H119ZM119 56H118V58H119ZM144 56V55H143ZM165 56V55H164ZM163 56V57H164ZM202 56V55H201ZM212 56V55H211ZM238 56V55H237ZM249 56V55H248ZM257 56V55H256ZM262 56V55H261ZM84 57V56H83ZM105 57H106V55H105ZM121 57V56H120ZM139 57V56H138ZM149 57V56H148ZM153 57V56H152ZM160 57V56H159ZM162 57V58H163ZM218 57V56H217ZM260 57V56H259ZM93 58V57H92ZM102 58V57H101ZM115 58V57H114ZM117 58V57H116ZM123 58V57H122ZM145 58V57H144ZM157 58V57H156ZM165 58V57H164ZM202 58V60H203V57H201ZM224 58V57H223ZM227 58V57H226ZM78 59V58H77ZM98 59V58H97ZM108 59V58H107ZM135 59V58H134ZM134 59H132L133 60V62H132V65H133V63H135V61L138 59H136L135 61H134ZM150 59H152L151 57H150ZM172 59V58H171ZM207 58H205V60H206ZM228 59V58H227ZM255 59V58H254ZM106 60V59H105ZM111 60H109V61H105L106 62V65L104 64V63H102L103 65H105V68L107 69V62H108V64L109 65H111V63H112V61ZM122 60V59H121ZM131 60V61H132ZM178 60V59H177ZM199 60V59H198ZM197 60V61H198ZM201 60V62L200 63H202L203 61ZM222 61H223V59H221ZM225 60V59H224ZM230 60V59H229ZM245 60V59H244ZM258 60V59H257ZM79 61V60H78ZM92 61H93V59H92ZM128 61V60H127ZM130 61V62H131ZM138 61V60H137ZM136 61V62H137ZM158 61V60H157ZM156 61V62H157ZM197 61L196 62H194V63H197ZM208 61V60H207ZM209 61H210V59H209ZM221 61V62H222ZM263 61V60H262ZM82 62V61H81ZM116 62H118V59L116 60ZM141 62V61H140ZM140 62H138V63H140ZM143 62H147V61H143ZM142 62V63H143ZM149 62V61H148ZM153 62V61H152ZM159 62H160V60H159ZM214 62V61H213ZM218 62H220L219 60L217 61V64H218V66H220L219 65V63ZM231 62V61H230ZM255 62V61H254ZM256 62H258V61H256ZM261 62V61H260ZM27 63V62H26ZM99 63V62H98ZM151 63V62H150ZM176 63V62H175ZM203 63H205V62H203ZM208 63V62H207ZM206 63V64H207ZM93 64V63H92ZM146 63H144L138 70H136L135 72H134V74H133V71H130V72H132V75H131V73L130 74H128V72H127V74H128V77L131 75V77H129L130 79H129V81H130V83L131 82H134V83H131V84H133V87H134V89L131 87V91H128L129 92V94L131 93L132 95H133V93L134 94H136V91H137V93H138V90H136V89H139V87L137 86V85H143L144 83L143 82H145V83H151V82H155V81H157V78L159 77V76H157V71H155V65H153V66H155L152 70L151 69H149V68H146L144 65H145ZM148 64V63H147ZM154 64H156L155 62H154ZM159 64V63H158ZM161 64H162V62H161ZM210 64H211V62H210ZM221 64V63H220ZM223 64H226V63H223ZM242 64V63H241ZM245 64V63H244ZM250 64V63H249ZM101 65V64H100ZM113 65V64H112ZM119 65V64H118ZM131 65V64H130ZM139 65L140 64H138V67H139ZM160 65V64H159ZM163 65V64H162ZM162 65L160 66V68L162 69ZM188 65V66H189ZM209 65V64H208ZM216 65V64H215ZM222 65V64H221ZM227 65V64H226ZM225 65V66H226ZM238 65V64H237ZM236 65V66H237ZM248 65V64H247ZM260 65V64H259ZM120 66H122V65H120ZM127 66H129V63H128V65ZM149 66V65H148ZM152 66V67H153ZM158 66V65H157ZM176 66V65H175ZM100 67V66H99ZM109 67H111V66H109ZM114 67V66H113ZM124 67V66H123ZM125 67H126V65H125ZM134 67H136V66H134ZM133 67V68H134ZM149 67H151V66H149ZM178 67H180V65L178 66ZM177 67V68H178ZM183 67V68H184ZM194 67H195V65H194ZM197 67V66H196ZM199 67V66H198ZM224 65L222 66V68H218L217 67V69L215 70V71H213L214 70V68L212 69V70H209V71H206V73H208L207 75L205 74L201 79H200V77H199V79L202 81V82H199V80H198V83L199 84H197L196 85V87L197 88H201L199 91H200V93L197 91V90H195L194 88H196V87H194L193 89V91H195V92H198V94H199V96L201 95V97H200V99H199V102L197 101V98H194V99H196V101H197V103H199V107L200 106H202V107H200V108H202L204 111V115L202 116V123H203V125L205 126V127H209V126H211L210 127V129H212V130H214V127L216 126L214 123H213V121H215V120H217V119H214L215 117H217V110H220L221 108L220 107H222V108H226L227 109V107L229 106V104H231V102H232V106L230 107V111L231 112H233V114L235 115V118H232V119H230V122H231V126H228L229 127V130L228 131H220V132H215V136H213V138L215 139V138H217V137H219V139L220 138H223V137H228V136H231V135H233V137H235V136H238V135H240V136H242L243 134H246V132H248L247 131V128L243 125V124H245V122H247L248 120H249V118L247 119L246 118V115L244 114L245 113V111L246 110H248V109H251V108H254V107H256V104L254 105V104H248V103H246L245 102V97L248 95L247 93L244 95V93H242V91L241 90H243L245 87H246V85H245V80H244V82L243 83H239V81L238 82H235V81H232V80H234L235 78L234 77H232L233 79L230 81V77H231V75H232V73H234V72H232L231 71V67L230 66H228V67H230V69L228 68V67H224ZM233 67V66H232ZM238 67V66H237ZM101 68H102V66H101ZM104 67L101 69V70H103V69H105ZM118 68H119V66H118ZM121 68V67H120ZM119 68V69H120ZM131 68V67H130ZM133 68H131L132 70H133ZM157 68V67H156ZM181 68V67H180ZM243 68V67H242ZM248 68V67H247ZM256 68V67H255ZM263 68V67H262ZM75 69V68H74ZM99 69V68H98ZM118 69V71H120ZM123 69V68H122ZM126 69V68H125ZM124 69V70H125ZM130 69V70H131ZM170 69V68H169ZM168 68H167V70H169ZM185 69V68H184ZM184 69H183V71H184ZM188 69H191V68H188ZM204 69V68H203ZM210 69H211V67H210ZM235 69V68H234ZM240 69V68H239ZM244 69V68H243ZM242 69V70H243ZM26 70V69H25ZM90 70V69H89ZM101 70H97V71H101ZM108 70H110L109 68H108ZM108 70H105V72L107 71V74H108V76H110V74L108 73ZM128 70H129V68H128ZM135 70V69H134ZM173 70H175L174 68H173ZM196 70V69H195ZM264 70V69H263ZM10 71V70H9ZM36 71V70H35ZM38 71V70H37ZM75 71V70H74ZM112 71H114V70H112ZM118 71H116V72H114V74H112V76H114V79H115V84H117L118 82H120V84H122L123 85V83H126V79H124L123 78V73L121 74V72H122V70H121V72L119 73ZM160 71V69H158V72ZM162 71H164V70H162ZM162 71L160 72V74L162 73ZM182 71V70H181ZM182 71V72H183ZM186 71H188L187 69H186ZM186 71H184V74H185V72ZM234 71V70H233ZM245 71V70H244ZM262 71V70H261ZM102 72H104V70L102 71ZM110 72V71H109ZM124 73H125V71H123ZM166 71H164V73H165ZM168 72V71H167ZM167 72H166V74H167ZM176 72V71H175ZM190 72V71H189ZM195 72V71H194ZM235 72H236V70H235ZM41 73V72H40ZM97 73H100L99 75H103V74H101V72H97ZM163 73V74H164ZM170 73L172 74V72L170 71ZM174 73V72H173ZM176 73H179L180 74V70L178 71V72H176ZM187 73V72H186ZM253 73V72H252ZM255 73V72H254ZM107 74H105L106 75V77L104 76V78H107ZM159 74V73H158ZM163 75L164 77H166L167 75ZM178 74V75H179ZM189 74V73H188ZM239 74V73H238ZM249 74V73H248ZM98 75V74H97ZM125 75H126V73H125ZM175 75V74H174ZM174 75H172V77L174 78ZM178 75H176L177 77H178ZM182 75H183V73H182ZM193 75V74H192ZM197 75H199V74H197ZM103 76H98V78L100 79V78H102V80H104L103 79ZM127 76V75H126ZM126 76H125V78H126ZM162 76V75H161ZM163 76L162 77H159V78H163ZM233 76V75H232ZM235 76V75H234ZM68 77V76H67ZM111 77V76H110ZM169 77H171V76H168L167 77V81L170 79ZM172 77H171V79H172ZM243 77H244V75H243ZM255 77V76H254ZM263 77V76H262ZM56 78V77H55ZM95 78V77H94ZM93 78V79H94ZM169 78V79H168ZM179 78H184V77H179ZM192 78V77H191ZM237 78V77H236ZM257 78V77H256ZM14 79V78H13ZM63 79V78H62ZM111 79L114 81V79L111 77ZM164 79L165 78H163V80L162 81H164ZM170 79V80H171ZM238 79V78H237ZM259 79V78H258ZM55 80V79H54ZM101 80V81H102ZM160 80V79H159ZM158 80V81H159ZM166 80V79H165ZM173 80V79H172ZM171 80V81H172ZM189 80V79H188ZM243 80V79H242ZM257 80V79H256ZM56 81V80H55ZM104 81H107V80H104ZM124 81V82H123ZM158 81H157V83H158ZM173 81H175V80H173ZM180 81H181V79H180ZM195 81V80H194ZM193 81V82H194ZM12 82H14V81H12ZM11 82V83H12ZM67 82V81H66ZM99 82V81H98ZM182 82H183V79H182ZM192 82V81H191ZM262 82V81H261ZM3 83V82H2ZM49 83V82H48ZM169 83V82H168ZM174 83V82H173ZM187 83V82H186ZM260 83V82H259ZM28 84V83H27ZM79 84V83H78ZM89 84V83H88ZM109 84V83H108ZM114 84V85H115ZM119 84V83H118ZM129 84V82L128 83H126V84H124V89L127 87L128 88V86H126L125 87V85H128ZM153 85H154V83H152ZM159 84V83H158ZM161 84V83H160ZM159 84V85H160ZM165 84L167 85V83L165 82ZM171 84V83H170ZM169 84V85H170ZM195 84V83H194ZM246 84H248V83H246ZM254 84V83H253ZM256 84H257V82H256ZM262 84V83H261ZM40 85V84H39ZM46 85V84H45ZM50 85V84H49ZM67 85V84H66ZM103 85V84H102ZM105 85H107V83L105 84ZM114 85H113V91H114ZM147 85V84H146ZM151 85V84H150ZM162 85V84H161ZM160 85V86H161ZM165 85V86H166ZM193 85V84H192ZM191 85V86H192ZM259 85V84H258ZM119 86H121V85H119ZM145 86V85H144ZM155 86V85H154ZM157 86V85H156ZM165 86H162V87H164L165 88ZM171 86H172V84H171ZM250 86H252L251 85V83H250ZM256 86V85H255ZM255 86H252L254 89H256L255 88ZM264 86V85H263ZM11 87V86H10ZM22 87V86H21ZM130 87V86H129ZM146 87H148V85L146 86ZM157 87H159V86H157ZM166 87H168V86H166ZM262 87V86H261ZM30 88H32V86L30 87ZM43 88V87H42ZM109 89H110V87H108ZM119 88V87H118ZM126 88V89H127ZM151 88V87H150ZM152 88H153V86H152ZM176 88V87H175ZM175 88H173V89H175ZM181 88V87H180ZM179 88V89H180ZM247 88V87H246ZM246 88H245V90H246ZM28 89V88H27ZM105 89V88H104ZM107 89V88H106ZM111 89V90H112ZM120 89V88H119ZM122 89V88H121ZM120 89V90H121ZM136 90L135 92L133 91V90ZM142 89V88H141ZM144 89V88H143ZM181 89H183V87L181 88ZM188 89V88H187ZM192 89V88H191ZM191 89H189V90H191ZM248 89V88H247ZM252 89V88H251ZM257 89H259V87L257 88ZM39 90V88L37 89V90H35V91H38ZM48 90V89H47ZM67 90V89H66ZM78 90V89H77ZM116 90H118V89H116ZM123 90V89H122ZM129 90H130V88H129ZM146 90V89H145ZM144 90V91H145ZM149 90H151V89H149ZM148 90V91H149ZM157 90H159V89H157ZM156 90V88H155V90H151V91H157ZM162 90V89H161ZM164 90V89H163ZM168 90H170V88L168 89ZM184 90V89H183ZM183 90H181V91H183ZM249 90H250V88H249ZM4 91V90H3ZM29 91V90H28ZM31 92H32V90H30ZM35 91L34 92H32V93H30L31 95H28V96H31L30 98L29 97H27V99L28 100H32V101H35L36 99H37V102H40L38 99H39V96H38V92L37 93H35ZM40 91V90H39ZM54 91V90H53ZM56 91H58V90H56ZM62 91V90H61ZM91 91V90H90ZM108 91V90H107ZM124 91V90H123ZM126 92H127V90H125ZM148 91H145V92H148ZM167 91V90H166ZM173 90H171V92H172ZM179 91V93L181 92L180 90H177V92ZM188 91V90H187ZM253 91V90H252ZM256 91H258V90H256ZM42 92H44V91H41V93ZM121 92V91H120ZM119 92V93H120ZM125 92V93H126ZM127 92V93H128ZM158 92V91H157ZM156 92V93H157ZM161 92V91H160ZM159 92V93H160ZM169 92V91H168ZM175 91H173V93H174ZM246 92V91H245ZM249 92H251V91H249ZM46 93V92H45ZM66 93V92H65ZM74 93V92H73ZM91 93V92H90ZM112 91H111V95H112ZM117 93V92H116ZM118 93V94H119ZM124 93V94H125ZM126 93V95L128 96V94ZM170 93V92H169ZM168 93V97H171L170 95H173V94H169ZM189 91H188V94H185V95H189ZM253 93H256V92H253ZM261 93H262V91H261ZM1 94V93H0ZM12 94V93H11ZM10 94V95H11ZM16 94V93H15ZM25 94V93H24ZM43 94V93H42ZM42 94H41V96H42ZM47 94V93H46ZM45 94V95H46ZM48 94H49V92H48ZM52 94V93H51ZM123 94V95H124ZM130 94V95H131ZM143 94H144V92H143ZM150 94H151V92H150ZM160 94H162V93H160ZM164 94H166V92L164 93ZM161 95V96H165V95ZM178 94V93H177ZM194 93H192V95H193ZM252 94V93H251ZM10 95H8V96H10ZM81 95V94H80ZM111 95H110V97H111ZM121 95V94H120ZM138 95V94H137ZM146 93H145V97H146ZM157 95V94H156ZM159 95V94H158ZM184 95V98L185 97H188L189 98V96H185ZM195 95V94H194ZM257 94H255L254 95V97L256 96ZM44 96V95H43ZM43 96H42V98H43ZM50 96V95H49ZM49 96H47L46 95V97H49ZM70 96V95H69ZM68 96V97H69ZM115 96V95H114ZM139 96V95H138ZM144 96V95H143ZM177 96V95H176ZM178 96H180L179 94H178ZM258 96V95H257ZM24 97H25V95H24ZM38 97V98H37ZM63 97H64V95H63ZM84 97H85V95H84ZM123 97H125V95L123 96ZM129 97V96H128ZM132 97V96H131ZM137 97V96H136ZM148 97V96H147ZM150 97V96H149ZM148 97V99H150ZM166 97V96H165ZM165 97H163V99L165 98ZM167 97V100L168 99H170V98H168ZM183 97V96H182ZM259 97H262V96H259ZM19 98V97H18ZM41 98V99H42ZM76 98V97H75ZM83 98V97H82ZM158 98H159V96H158ZM158 98H157V102H158ZM172 98V97H171ZM188 98H187V101H189L188 100ZM245 98V99H244ZM249 98V96L247 97V99ZM25 99V98H24ZM40 99V100H41ZM48 99V98H47ZM55 99V98H54ZM53 99V100H54ZM61 99V98H60ZM99 99V98H98ZM109 99V98H108ZM126 99V98H125ZM129 99V98H128ZM139 99V98H138ZM144 99H146V98H144L143 97V100ZM152 99V98H151ZM151 99L149 100V102L151 101ZM154 99V98H153ZM159 99H161V98H159ZM174 98H172V99H170V100H173ZM177 99H180V97H178ZM190 99H193L192 97L190 98ZM247 99H246V101H247ZM251 99H253L252 97H251ZM19 100V99H18ZM22 100V99H21ZM44 100V99H43ZM51 100V99H50ZM49 100V101H50ZM67 100V99H66ZM68 100H69V98H68ZM70 100H72V98L70 97ZM132 100V99H131ZM162 100V99H161ZM160 100V101H161ZM167 100H165V101H167ZM250 99H248V101H249ZM254 100V99H253ZM3 101V100H2ZM11 101H13L14 102V100H11ZM27 101V100H26ZM49 101H48V103H49ZM60 101V100H59ZM101 101H104V100H101ZM128 101H130V100H128ZM135 101H137V100H135ZM139 101V100H138ZM137 101V102H138ZM145 101H147V100H145ZM175 101V100H174ZM178 101H180V100H178ZM184 102L186 101V98L183 100ZM194 101V100H193ZM234 101H237V102H239L238 103V105H234L233 103H234ZM252 101V100H251ZM250 101V102H251ZM17 102V104L19 103V101H16ZM21 103H22V101H20ZM28 102V101H27ZM51 102V101H50ZM74 102V101H73ZM73 102H71V106L73 107V104H75V103H73ZM82 102V101H81ZM98 102V101H97ZM137 102H135V103H137ZM140 102V101H139ZM151 102H153V100L151 101ZM163 102H164V100H163ZM253 102H255V101H253ZM8 103H10V102H8ZM21 103H19L17 106H16V108H20V106L22 107V104ZM29 104H30V102H28ZM33 103V102H32ZM35 103V102H34ZM57 103V102H56ZM65 103V99H64V102L62 101V103H61V105L62 104H64ZM73 103V104H72ZM101 103L102 102H100V105H101ZM131 103V102H130ZM141 103H142V101H141ZM146 103V102H145ZM160 103V102H159ZM168 104L167 105H170L171 106V101H170V103L169 102H167ZM176 103H180V102H176ZM188 103V102H187ZM195 102H191V104H193V105H196V103L194 104ZM236 103V102H235ZM257 103H258V101H257ZM21 104V105H20ZM36 104V106H37V103H35ZM34 104V105H35ZM40 104H41V102H40ZM45 104H46V101H45ZM66 104H68V102H66ZM86 104V103H85ZM103 104V103H102ZM105 104H107L106 102H105ZM113 104V103H112ZM152 104V103H151ZM150 103H149V105H151ZM160 104H162V103H160ZM166 104V103H165ZM174 104H175V102H174ZM181 104H185V103H181ZM180 104V105H181ZM189 105H191L190 103H188ZM12 104H10V106H11ZM15 105H16V103H15ZM24 105V104H23ZM33 105V104H32ZM53 105V104H52ZM70 105V104H69ZM84 105V104H83ZM87 105V104H86ZM104 105V104H103ZM123 105V104H122ZM128 105V104H127ZM131 105V104H130ZM145 104H143V106H144ZM155 105V107H156V104H154ZM154 105H152V106H154ZM157 105H159V104H157ZM198 105V104H197ZM254 105V106H253ZM258 105V104H257ZM7 106H9L8 104H7ZM13 107L12 108H14V105H12ZM36 106H34L35 108H36ZM42 106H43V103H42ZM60 106V105H59ZM64 105H62V107H63ZM66 106V108H67V106L68 105H65ZM64 106V107H65ZM70 106V107H71ZM77 106V105H76ZM75 106V107H76ZM81 106V105H80ZM89 106H90V104H89ZM99 106V105H98ZM135 106H138V103H137V105H135ZM141 106V105H140ZM165 107H166V105H164ZM164 106H160V108L161 107H163V109L162 110H165L166 111V109H164ZM173 106V107H172ZM171 106V108H173L174 109V107H176V106H178V105H176V106H174V105H172ZM186 106H188V105H186ZM2 107V106H1ZM32 107V106H31ZM47 107V106H46ZM46 107H45V112L43 111V109L41 108V107H37L38 109V111H40L39 112V114L38 113H35V115H37V117L35 116H30V117H28L27 116V118H25V120H24V126H25V128H26V125H29V124H31V125H33V126H31V125H29V126H31L32 128H27V129H30V130H28L27 131V129H25L26 131H25V133L27 134L28 132H29V134H23L22 133V130L20 131V129L19 128H21V126H16V127H18L17 128V131H18V133L16 132V134L17 135H15V138H16V141H15V147L14 148H12V147H10L11 149H8V150H5L6 151V153H5V151L3 150H1L2 152H4L5 154L4 155H2V156H0V264H82V262H83V260H84V258L86 257V256H88L89 254L91 255V257H92V255L94 256L95 254H93V253H95L96 251H97V247L98 246H100L99 244H100V240H106V238L105 237H107L108 235L110 236V234L112 233V231L114 232V229L117 227V225L119 224V222L125 217V215L129 212V211H131V210H134V207H136V206H134L135 205V203H136V199H137V193L136 192H133L132 191V189L131 190H129V191H127V189L129 188H127V189H125L124 190V192L123 193H121L122 194V196H119L117 199L115 198V200H116V202H114V204H113V202H112V199H113V197L111 198V191L113 190V188L112 187H115L116 188V186H115V184L117 183H119V185L121 184V182H122V180L123 179H125V177L126 176H129L134 170L133 169H131L130 170V167H129V172H127V174H129V175H127L126 173H125V171L123 170L122 172L121 171H118V172H120L119 174H118V172L116 171V174H118V175H116L115 174V172H114V174H112L113 173V171L111 170V167L110 166H112V165H109V162L107 163L106 162V160L109 158L108 156L110 155V153L112 152V150L114 149V147H115V143L116 144H118L117 143V141H115V143H111L110 144V146L108 147V148H105L104 147V149H101V150H98V153L96 152H94L93 154H84V156H82V158L81 157H76L77 158V165H76V163L75 162H73V163H75V167L73 166V168H69L70 167V165H68V163L71 161V163H72V156L75 154V152L77 153L78 152V149H79V151H81V149H80V146H82V145H85V144H83L82 143V140L79 142L75 137H76V135L75 136H73L72 134H80V132L82 133V128L83 127H85L84 126V123H82V125H74L75 123H78L79 121H81V120H83L84 121V119H85V123L87 122V120H90V119H88L89 117H90V115H89V113L88 114H86V117L84 118L83 116H80L79 117V115H77L76 113V111H74L75 112V114H76V116L77 117H79V118H77V120H76V118L74 119V121L73 122H71L69 119H70V115L71 114H69L70 113V111H69V113H68V111H67V109H64V107H63V109L60 111V110H56L57 108H56V106H55V108L52 110H50V111H48V110H46ZM58 107V106H57ZM69 107V106H68ZM71 107V108H72ZM92 107V106H91ZM105 107V106H104ZM132 107V106H131ZM134 107V106H133ZM146 106H144V108H145ZM168 107V106H167ZM181 107V106H180ZM182 107H184V105L182 106ZM189 107V106H188ZM188 107H185V108H188ZM193 107V106H192ZM195 107H197V106H195ZM199 107H198V109H199ZM3 108V107H2ZM26 109L28 108V107H25ZM43 108H44V106H43ZM81 108V107H80ZM87 108V107H86ZM136 108L137 107H135V110H136ZM139 108V107H138ZM147 108V107H146ZM160 108L158 107L157 109H159L160 110ZM170 107H169V109H171ZM190 108H191V106H190ZM190 108H188L189 110H191ZM9 109H11V108H9ZM31 109V108H30ZM34 109V108H33ZM60 109H61V107H60ZM94 109V108H93ZM96 109V108H95ZM115 109V108H114ZM149 108H147L146 110H148ZM156 109V108H155ZM184 109V108H183ZM188 109H187V111H186V109H184L182 112H188ZM225 109V110H226ZM2 110V109H1ZM4 110V109H3ZM23 110H24V107H23ZM69 110V109H68ZM88 110V109H87ZM97 110V109H96ZM130 110V109H129ZM139 110H141V108L139 109ZM143 110V109H142ZM152 110L154 111V109L152 108ZM158 111V115L160 116V114L161 113H159V112H162L163 114H164V112L163 111ZM175 110V109H174ZM193 110V109H192ZM194 110H196V109H194ZM201 110V109H200ZM223 110V109H222ZM229 110V109H228ZM12 111H16V110H12ZM28 111H29V109H28ZM35 111V110H34ZM132 111V110H131ZM137 111V110H136ZM156 111V110H155ZM154 111V112H155ZM173 111V110H172ZM171 111V112H172ZM221 111V110H220ZM1 112V111H0ZM3 112V111H2ZM1 112V113H2ZM19 112V111H18ZM23 112V111H22ZM27 112V111H26ZM61 112V113H60ZM62 112L64 113V114H62ZM78 112H79V109H78ZM86 112V111H85ZM88 112H89V110H88ZM94 112H96V111H94ZM141 112V111H140ZM139 112V113H140ZM149 112H150V109H149ZM148 112V113H149ZM175 112V111H174ZM180 112H181V110H180ZM179 112V113H180ZM189 112H192V113H194L193 111H189ZM188 112V113H189ZM8 113V112H7ZM24 116H25V110H24ZM22 113V114H23ZM28 113V112H27ZM73 113V112H72ZM87 113V112H86ZM130 113V112H129ZM141 113H145L144 112V110H143V112H141ZM147 113V114H148ZM156 113V112H155ZM154 113V114H155ZM166 113H169V112H167L166 111ZM165 113V114H166ZM176 113V112H175ZM187 113V114H188ZM201 114H202V111L200 112ZM199 113V114H200ZM223 113V112H222ZM252 113H255V112H252ZM9 114V113H8ZM32 114H33V112H32ZM83 114H84V112H83ZM134 113H132V115H133ZM146 114V115H147ZM162 114V115H163ZM194 114H196V116H198L197 115V113H194ZM251 114V113H250ZM250 114H248L247 113V115L249 116ZM16 115V114H15ZM137 115V114H136ZM140 115H142V114H140ZM140 115H137V116H140ZM145 115V114H144ZM149 115V114H148ZM151 115H152V113H151ZM150 115V116H151ZM158 115H157V117L156 116H153L152 115V117H154V120H155V118H157V119H159V117H158ZM170 115H171V113H170ZM176 116H177V119H176V121H178V117L180 116H178V114L176 113L175 114ZM181 115L184 117V116H187L186 114L185 115H183L182 113H181ZM190 115V114H189ZM192 115V114H191ZM191 115L189 116V117H185L186 119L182 122V124H180V125H178L177 123H176V125H178V126H176V127H172V125L173 126H175V124L173 123H169V124H167L168 122H167V120L169 119V117H167V119H166V122L167 123H165L164 124V122H163V124H161V126H162V128H161V126L159 127V128H161L163 131H164V133L166 134H163L164 136H165V138L167 139L166 141H165V144L166 143H168V141L170 142V143H168V145L171 147V145L173 146V147H175L177 150V153H178V156H179V158H185V159H190V158H199V160L198 161H196V159H195V161H194V159L192 160V162L191 163H193V161H194V163H193V170H194V172H196L199 176H200V178L201 177H203V179H201V181L203 182V180H204V182L206 183V184H208V185H210L209 183H212V181L214 182L215 180H217V178H216V173L214 174L213 173V167H217L219 164H217L218 162H219V160H221V159H217L218 160V162L216 163V164H214L215 162H216V160L215 159H213V161L215 160V162H208L209 160L206 158L207 156H208V154H211L210 153V150L211 149H209V147L207 148V147H205L204 149L205 150H202L201 152H197V150L195 151L194 149H195V147L197 148L198 146H196V144L195 143H198L200 140H202L201 138H200V136H202L203 135V133H200L198 130H199V128L201 127V126H199V123H198V121H197V119L199 118V117H197V119H196V117L195 118H193V117H191ZM227 115V114H226ZM232 115V114H231ZM252 115H255V114H252ZM8 116V115H7ZM6 116V117H7ZM9 116H10V114H9ZM14 116V115H13ZM17 116V115H16ZM16 116H14V117H16ZM18 116H20L19 114H18ZM72 116H73V114H72ZM75 116V115H74ZM149 116V117H150ZM166 116V115H165ZM169 116V115H168ZM171 116H173L174 117V115L172 114ZM170 116V117H171ZM247 116V117H248ZM261 116V115H260ZM1 117H2V115H1ZM21 117H23V115L21 116ZM21 117H19V118H21ZM81 117H82V119H81ZM140 117H142V116H140ZM139 117V118H140ZM143 117H145V116H143ZM148 117V116H147ZM230 117V116H229ZM252 117V116H251ZM254 117V116H253ZM255 117H256V115H255ZM254 117V118H255ZM8 118V117H7ZM24 118V117H23ZM146 118V117H145ZM144 118V119H145ZM163 118V120L165 121V119ZM182 117H180L179 119H181ZM218 118H219V115H218ZM222 118V117H221ZM10 119V118H9ZM14 119V118H13ZM12 119V120H13ZM81 119V120H80ZM87 119V120H86ZM134 119V118H133ZM143 119V120H144ZM150 119H151V117H150ZM173 119V118H172ZM182 119H184V118H182ZM200 119V118H199ZM220 119V118H219ZM218 119V120H219ZM252 119V118H251ZM21 120V119H20ZM75 120L77 121V122H75ZM132 120V119H131ZM145 120H147V119H145ZM160 120V119H159ZM162 120V121H163ZM217 120V121H218ZM254 120H256V118L254 119ZM254 120H252L253 122H254ZM1 121V120H0ZM11 121V120H10ZM17 121H18V119H17ZM139 121H141V120H139ZM148 122H149V120H147ZM150 121H152V119L150 120ZM157 121V120H156ZM170 121H171V119H170ZM173 121H175V120H173ZM175 121V122H176ZM250 121V120H249ZM7 122V121H6ZM20 122V121H19ZM159 122V121H158ZM158 122H156V124H158ZM8 123H9V121H8ZM72 123H74V124H72ZM140 123V122H139ZM143 123H144V121H142V125H143ZM153 123V122H152ZM162 123V122H161ZM201 123V122H200ZM201 123V124H202ZM217 123V122H216ZM249 123V122H248ZM257 123V122H256ZM22 124V125H23ZM81 124V123H80ZM137 125H138V122L136 123ZM145 124V123H144ZM147 124V123H146ZM151 124V123H150ZM154 124V123H153ZM172 124V125H171ZM249 124H251V123H249ZM253 124H255V123H253ZM261 124V123H260ZM6 125H7V123H6ZM19 125H21V124H19ZM85 125H88V124H85ZM134 125V124H133ZM149 125V124H148ZM147 125V126H148ZM158 125H160V124H158ZM215 125V126H214ZM257 125V124H256ZM81 126H83L82 128H81ZM126 126V125H125ZM139 126H141V125H139ZM139 126H137L136 128H139ZM147 126H145V127H147ZM203 126V127H204ZM214 126V127H213ZM12 127V126H11ZM23 127V126H22ZM28 127V126H27ZM144 127V128H145ZM255 128H256V126H254ZM253 127V128H254ZM264 127V126H263ZM35 128H36V130H35ZM80 129L81 128V130L79 131L78 130V132L76 133L75 132V129ZM140 128H142V127H140ZM143 128V129H144ZM149 128H150V125H149ZM148 128V129H149ZM168 128H172V129H174V133L172 134V132H171V134H168V132H170V131H168L167 132V129ZM206 128V129H207ZM237 128H238V130H237ZM258 128V127H257ZM257 128H256V130H257ZM7 129V128H6ZM8 129H10L9 128V126H8ZM13 129H14V127H13ZM23 129V128H22ZM67 129H68V131H67ZM123 129H124V127H123ZM157 129H158V126H157ZM172 129H171V131H172ZM196 129H198V130H196ZM215 129H217V128H215ZM226 129V128H225ZM11 130V129H10ZM86 130V129H85ZM145 130V129H144ZM159 130V129H158ZM157 130V131H158ZM203 130H205V129H201L200 131H203ZM263 130H264V128H263ZM6 131H8L6 134H8V135H10L9 133V130H6ZM14 131H16V130H14ZM127 131V130H126ZM163 131H161V132H163ZM198 131V133L199 134H197L196 132ZM217 131V130H216ZM260 131H261V129H260ZM11 132H13V131H11ZM20 132V133H19ZM68 132V133H67ZM71 132V133H70ZM73 132V133H72ZM85 132V131H84ZM210 132V131H209ZM252 132V131H251ZM256 132V131H255ZM254 132V133H255ZM129 133V132H128ZM23 134V135H22ZM71 134V135H70ZM85 134V133H84ZM127 134V133H126ZM161 134V135H162ZM202 134V135H201ZM207 134V133H206ZM211 134V133H210ZM248 134H250L249 132H248ZM257 134V133H256ZM13 135V134H12ZM13 135V136H14ZM81 135V134H80ZM124 135H125V133H124ZM205 135V134H204ZM203 135V136H204ZM250 135H252V134H250ZM254 135V134H253ZM258 135V134H257ZM127 136V135H126ZM202 136V137H203ZM3 137V136H2ZM12 137V136H11ZM10 137V138H11ZM77 137H79V138H81L80 136H77ZM161 137V136H160ZM9 138V139H10ZM14 138V139H15ZM78 138V139H79ZM146 138V137H145ZM242 138V137H241ZM252 138V137H251ZM261 138V137H260ZM13 139V138H12ZM126 139V138H125ZM214 139H212V141L214 140ZM76 140H77V142L78 143H80V144H77L76 146H78L77 148H74V145L77 143L76 142ZM120 140H122V139H120ZM124 140V139H123ZM204 140V139H203ZM208 140V139H207ZM211 140V139H210ZM209 140V141H210ZM218 140V139H217ZM216 140V141H217ZM261 140V139H260ZM3 141V140H2ZM5 141V140H4ZM163 141V142H164ZM255 141V140H254ZM7 142V141H6ZM10 142V141H9ZM12 142H13V140H12ZM76 142V143H75ZM217 142H219V140L217 141ZM217 142H213V143H217ZM3 143H5V142H3ZM105 143V142H104ZM157 143H160V142H157ZM223 143V142H222ZM245 143V142H244ZM255 143V142H254ZM261 143V142H260ZM1 144V143H0ZM7 144V143H6ZM88 144H90V143H88ZM3 146H4V144H2ZM8 145V144H7ZM12 145V144H11ZM14 145V144H13ZM106 145V144H105ZM157 145V144H156ZM161 145V144H160ZM163 145V144H162ZM167 145V146H168ZM198 145V144H197ZM220 145V144H219ZM263 145V144H262ZM261 145V146H262ZM10 146V145H9ZM8 146V147H9ZM86 146V145H85ZM91 146V144L89 145V147ZM164 146V145H163ZM168 146V147H169ZM1 147V146H0ZM7 147V148H8ZM84 147V146H83ZM88 147V146H87ZM107 147V146H106ZM122 147V146H121ZM120 147V148H121ZM161 147V146H160ZM167 147V148H168ZM1 148H3V147H1ZM6 148V147H5ZM6 148V149H7ZM99 148V147H98ZM103 148V147H102ZM194 148V149H193ZM210 148H212V147H210ZM259 148V147H258ZM262 148V147H261ZM84 149H85V147H84ZM129 149V148H128ZM199 149V148H198ZM223 149V148H222ZM83 150V149H82ZM115 150H116V148H115ZM115 150H113V151H115ZM123 150V149H122ZM223 150H225V149H223ZM222 150V151H223ZM0 151V152H1ZM83 151H87V150H83ZM82 151V152H83ZM96 151V150H95ZM101 151V152H100ZM117 151V150H116ZM227 151V150H226ZM18 152H20V153H18ZM100 152V153H99ZM215 152V151H214ZM74 153V154H73ZM80 153V152H79ZM87 153H89L88 151H87ZM114 153V152H113ZM217 153V152H216ZM219 153H220V151H219ZM259 153V152H258ZM261 153V152H260ZM259 153V154H260ZM263 153V152H262ZM261 153V154H262ZM2 153H0V155H1ZM78 154V153H77ZM82 154V153H81ZM117 154V153H116ZM123 154V153H122ZM221 154H222V152H221ZM220 154V155H221ZM18 155H21V157H22V159H23V157H24V161L23 162H25L22 166H21V164H20V161H19V159L21 158L20 156L18 157ZM119 155V154H118ZM215 155V154H214ZM224 155V154H223ZM222 155V156H223ZM246 155V154H245ZM258 155V154H257ZM74 156H76V154L74 155ZM73 156V157H74ZM121 156V155H120ZM217 156V155H216ZM215 156V157H216ZM222 156H221V158H222ZM225 156V155H224ZM223 156V157H224ZM259 157H261L260 155H258ZM258 156H257V158H258ZM262 156H263V154H262ZM108 157V158H107ZM117 157H119V156H117ZM122 157V156H121ZM213 157V156H212ZM227 157V156H226ZM253 157V156H252ZM75 158V157H74ZM81 158V159H80ZM207 159L206 161L207 162H205L204 160L205 159ZM208 158H209V156H208ZM218 158V157H217ZM225 158V157H224ZM224 158H222V159H224ZM238 158V157H237ZM236 158V159H237ZM26 159H28V160H26ZM119 159V158H118ZM211 159V158H210ZM212 159H211V161H212ZM229 159V158H228ZM242 159V158H241ZM247 159V158H246ZM182 160V159H181ZM191 160V159H190ZM235 160V159H234ZM263 160H264V158H263ZM19 161V162H18ZM111 161H112V159H111ZM225 161H227V159L225 160ZM230 161V160H229ZM229 161H228V163H229ZM233 161V160H232ZM254 161V160H253ZM189 162V161H188ZM107 163V164H106ZM112 163V162H111ZM220 163H221V161H220ZM224 163V162H223ZM228 163H227V166H231V165H228ZM231 163V162H230ZM235 163V162H234ZM115 164V163H114ZM208 164H210V166L208 165ZM260 164V163H259ZM262 164V163H261ZM137 165V164H136ZM141 165V166H140ZM206 165H208L209 167H207ZM215 165V166H214ZM223 165V164H222ZM224 165H225V163H224ZM224 165H223V167H224ZM234 165V164H233ZM21 166V167H20ZM29 166V168H27ZM32 166H36L34 169H36V170H32ZM114 166H116V165H114ZM113 166V167H114ZM138 166V165H137ZM139 169L137 168V170H135V172L137 173H134V174H136V175H134L133 176V178H131L130 176L129 177H127V178H131L132 180V182H130L133 186L132 187H135V185L137 186V184L139 185V182L140 181H142V179H143V177H145V175L146 174H148L149 172V167L150 166H148L147 164H142V162L140 163L139 162ZM188 166V165H187ZM186 166V167H187ZM227 166H225V168L227 167ZM235 166V165H234ZM239 166H241V165H239ZM255 166V165H254ZM260 166V165H259ZM32 167V168H31ZM127 167V166H126ZM133 167V166H132ZM135 167V166H134ZM133 167V168H134ZM249 167V166H248ZM252 167V166H251ZM192 168V167H191ZM191 168H189L190 169V173H191ZM220 168V167H219ZM228 168V167H227ZM231 168V167H230ZM120 169V168H119ZM118 169V170H119ZM123 169H124V166H123ZM128 169V168H127ZM126 169V170H127ZM187 169V168H186ZM217 169V168H216ZM221 169V171H224V170H222V168H220ZM232 169V168H231ZM234 169V168H233ZM232 169V170H233ZM250 169V168H249ZM218 170V169H217ZM227 170V169H226ZM229 170V169H228ZM227 170V171H228ZM253 170V169H252ZM259 170V169H258ZM261 170V169H260ZM128 171V170H127ZM132 171V172H131ZM189 171V170H188ZM219 171V170H218ZM217 171V172H218ZM226 171V172H227ZM231 170H229V172H230ZM249 171V170H248ZM148 172V173H147ZM194 172H193V174H194ZM215 172V171H214ZM220 172V171H219ZM239 172V171H238ZM242 172V171H241ZM165 173V172H164ZM222 172H220V174H221ZM231 173H233V171H231ZM254 173V172H253ZM252 173V174H253ZM192 174V173H191ZM197 174H195V176L197 175ZM223 174V173H222ZM225 174V173H224ZM223 174V175H224ZM236 174V173H235ZM255 174H258L257 172L255 173ZM114 175H115V177H114ZM188 175H189V173H188ZM198 175L196 176V177H198ZM219 175V174H218ZM259 176L257 177L258 179H259V177H260V180H258L259 182H257L256 180H254V182H257V184H258V186H261L262 184H263V186H261V187H263L262 189L260 188V190H259V188H255V187H257V186H255L254 188L256 189V190H253V192H252V186H250V185H248L249 183H250V181H243V180H241L242 178H240V180L241 181H243L242 183H244V186L240 189V190H238V192L237 191H232V192H230V190H228L227 188H228V182H226V184L228 185L227 187H226V184H225V182L224 183H221V181L222 180H225V178H223L222 180H219L217 183H216V185H218V186H216L215 185V188L216 187H218V188H216V189H218L217 190V192L216 193H218V196L220 197H222L221 198V200H220V202L219 203H217V205H215L214 206V203L213 202H211L212 204V207L213 208H211V209H209L208 211H209V214H207V213H204V214H206L205 216H203V214H202V216H203V218L200 220L201 221V223L203 224V222H206L207 221V224H209V223H211V222H209L208 223V221H211V219H213L212 217L213 216H215L214 214H211V212L212 213H215L216 215H218L219 213H221L222 211H224V210H226V209H228V207L230 208H235V210L237 209H239L241 212H243L242 213V215L244 216V219L246 220V221H244V222H247V228H248V233H249V239L248 240H251V238H253V237H255L256 235H259L260 234V232H261V234L262 233H264V220L263 221H261L260 220V218H259V220H257V219H255V217H253L252 216V214H250L249 212H248V210L247 209H249V208H254L255 210H257V211H255L254 209V212H258V211H262V208H264V205H262V200H256L257 199V197H256V195L254 194V192L256 191V192H258L257 193V195L258 194H263L264 193V173H262L261 172V174H258ZM222 176V175H221ZM225 176H229V174H227V175H225ZM232 176V175H231ZM254 176V175H253ZM257 176V175H256ZM224 177V176H223ZM164 178V177H163ZM190 178H191V176H190ZM199 178V177H198ZM218 178L219 179H221L220 178V176H218ZM233 179H234V177H232ZM237 178V177H236ZM235 178V179H236ZM257 178H255V179H257ZM2 179H5V181L4 180H2ZM230 180H232L231 178H229ZM228 179V180H229ZM238 179V178H237ZM246 179V178H245ZM254 179V178H253ZM126 180V179H125ZM192 180V179H191ZM194 180V179H193ZM250 180V179H249ZM1 181H4V183L5 184H3V182H1ZM144 181V180H143ZM164 181V180H163ZM225 181H227V178H226V180ZM233 181V180H232ZM240 181V182H241ZM123 182H124V180H123ZM125 182H127V181H125ZM201 182V183H202ZM231 182V181H230ZM239 182V181H238ZM237 182V183H238ZM247 182H249L248 184H247ZM263 182V183H262ZM232 183H234V181L232 182ZM251 183H253V182H251ZM125 184V183H124ZM204 184V183H203ZM213 184H215V183H213ZM253 184H255V183H253ZM114 185V186H113ZM205 185V184H204ZM240 185V184H239ZM121 186H122V184H121ZM126 186V185H125ZM124 186V187H125ZM127 186H129V185H127ZM207 186V185H206ZM232 186V185H231ZM234 186H235V184H234ZM209 187V186H208ZM211 187H214L213 185L211 186L210 185V187L209 188H211ZM112 188V190L110 191V193L109 194H107V191L109 192V190ZM126 188V187H125ZM163 188V187H162ZM158 189V188H157ZM206 189H207V187H206ZM206 189H205V191H206ZM215 189V190H216ZM231 189V188H230ZM120 190V189H119ZM137 190H138V188H137ZM257 190H259V191H257ZM114 191V190H113ZM121 191V190H120ZM136 191V190H135ZM208 191H210V190H208ZM219 191V192H218ZM117 192V191H116ZM201 193V192H200ZM202 193H203V191H202ZM204 193H206V192H204ZM216 193H214V197L215 196H217V194ZM104 194H107V196L109 197V199L108 200H105L106 202H109L110 203V201H111V203H110V205H111V207L110 206H108V207H110L108 210H105L104 208H103V205H105L103 202H105L104 200H103V197H106V196H104ZM111 194V195H110ZM117 194H119L118 192H117ZM120 194V195H121ZM212 194V193H211ZM216 194V195H215ZM208 196H209V194H208ZM253 196H255L256 198L254 199L253 198ZM259 196V195H258ZM202 197V196H201ZM211 197V196H210ZM219 197H217V199L219 198ZM110 198H111V200H110ZM171 198V197H170ZM213 199V198H212ZM220 199V198H219ZM218 199V200H219ZM110 200V201H109ZM196 200V199H195ZM198 200V199H197ZM101 201H103V202H101ZM213 201V200H212ZM100 202L101 203H103V205H101L100 204ZM214 202H217V201H215L214 200ZM139 203H141V202H139ZM153 203V202H152ZM207 203V202H206ZM100 205V206H102V209L103 210H105V211H107V212H104V214H102L101 215V213H100V215L101 216H98L97 218L95 217V214L94 215H92L93 217H95L96 219L95 220H93V223L91 222L92 221V219H93V217H92V219H90L91 221H89V218H90V212H91V210L92 209H94V207H96L97 205ZM107 204V203H106ZM154 204V203H153ZM109 205V204H108ZM187 205V204H186ZM191 205V204H190ZM202 205V204H201ZM100 206H98V207H100ZM157 206V205H156ZM98 207H96V208H98ZM107 207V206H106ZM105 207V208H106ZM107 207V208H108ZM150 207V206H149ZM106 208V209H107ZM99 209V208H98ZM97 209V210H98ZM102 209H99V210H101V212L103 211ZM137 209V208H136ZM153 209H154V207H153ZM207 209V208H206ZM95 211H96V209H94ZM156 210V209H155ZM234 210V209H233ZM250 210V209H249ZM252 210V211H253ZM95 211H93V213L95 212ZM136 211V210H135ZM150 211V210H149ZM154 211V210H153ZM179 211V210H178ZM207 211V210H206ZM247 211V212H246ZM251 211V212H252ZM132 212V211H131ZM152 212V211H151ZM158 212V211H157ZM186 212V211H185ZM229 212V211H228ZM231 212V211H230ZM264 212V211H263ZM96 213H98V212H96ZM103 213V212H102ZM134 213V212H133ZM240 213V212H239ZM129 214V213H128ZM137 214V213H136ZM211 214V215H210ZM236 214V213H235ZM259 214V213H258ZM153 215V214H152ZM173 215V214H172ZM179 215V214H178ZM183 215V214H182ZM188 215V213L187 214H185V215H183V217H185V216H187ZM190 215V214H189ZM195 215V214H194ZM261 215V214H260ZM259 215V216H260ZM264 215V214H263ZM130 216V215H129ZM148 216V215H147ZM192 216V215H191ZM220 216V215H219ZM239 216V215H238ZM237 216V217H238ZM257 216V215H256ZM262 216V215H261ZM127 217V216H126ZM151 217V216H150ZM179 217H182V216H180L179 215ZM262 217H264V216H262ZM176 218V217H175ZM174 218V219H175ZM187 218V217H186ZM186 218H184V219H186ZM189 218H190V216H189ZM194 218V217H193ZM199 217H197V220H199L198 219ZM201 218V217H200ZM231 218H232V216H231ZM183 219V218H182ZM191 219V218H190ZM220 219V218H219ZM176 220H178L177 218H176ZM175 220V222L177 223L179 220H181V219H179L178 221H176ZM187 220V219H186ZM193 220V219H192ZM195 220V219H194ZM230 220V219H229ZM164 221V220H163ZM182 221V220H181ZM191 221V220H190ZM241 221H242V219H241ZM88 222H89V224L90 223H92L91 225H90V228H89V230H88V228H87V230L88 231H86V233H84V230H82L83 229V227L86 225V224H88ZM124 222V221H123ZM126 222V221H125ZM183 222V221H182ZM197 222V221H196ZM199 222V221H198ZM243 222V221H242ZM144 223V222H143ZM179 224H180V221L178 222ZM124 224V223H123ZM154 224V223H153ZM190 224V223H189ZM199 224V223H198ZM245 224V223H244ZM120 225V224H119ZM118 225V226H119ZM204 225V224H203ZM142 226V225H141ZM177 226V225H176ZM183 226V225H182ZM190 226H193V227H191V231L193 232L195 229H196V231L199 233V231L197 230L198 228H199V226H198V228H196L197 226H196V224H194V222H193V225H192V222H191V225ZM201 227H203L202 225H200ZM204 226H206V224L204 225ZM125 227V226H124ZM181 227V226H180ZM185 227V226H184ZM201 227L199 228V230L201 229ZM246 227V226H245ZM85 228V227H84ZM85 228V229H86ZM120 228V227H119ZM118 228V229H119ZM182 228V227H181ZM190 228V227H189ZM239 228V227H238ZM174 229V228H173ZM189 231H190V229H188ZM117 231V230H116ZM188 231V232H189ZM244 231H246V230H244ZM168 232V231H167ZM187 232V233H188ZM196 232V233H197ZM174 233H176V232H174ZM184 234L183 236H182V238H180V237H178L179 239L177 240V239H175V236L172 238L173 239V241H172V239L170 240V241H172L171 242V244L170 245H168L167 247H169V246H172L171 248L172 249H169L168 250V252L171 250H173V248H174V251L175 252H177V251H180V249H181V247L183 246V244L184 243H186V239L185 238H187L186 236H192V234L190 235L189 233H191V232H189L188 234ZM243 233V232H242ZM259 233V234H258ZM113 234V233H112ZM155 234V233H154ZM166 235V234H165ZM168 235V234H167ZM167 235H166V237H167ZM172 235H174V234H172ZM175 235H177V234H175ZM181 235V234H180ZM195 235V234H194ZM162 236V235H161ZM222 236V235H221ZM157 237V236H156ZM163 237V236H162ZM185 237V238H184ZM188 237V238H189ZM192 237H194V236H192ZM192 237L189 239L190 241H191V239H192ZM248 237V236H247ZM257 237V236H256ZM105 238V239H104ZM118 238V237H117ZM165 238V237H164ZM195 238V237H194ZM129 239V238H128ZM167 239V238H166ZM76 240H79V241H76ZM124 240V239H123ZM165 240V239H164ZM189 240H187V241H189ZM121 241V240H120ZM163 241V240H162ZM167 241V240H166ZM165 241V242H166ZM168 241H169V239H168ZM167 241V242H168ZM126 242V241H125ZM137 242V241H136ZM260 242V241H259ZM169 243V242H168ZM187 243H189V242H187ZM240 243V242H239ZM162 244H163V242H162ZM242 244V243H241ZM254 244V243H253ZM262 244V243H261ZM136 245V244H135ZM166 245V244H165ZM249 245V244H248ZM156 246V245H155ZM160 246V245H159ZM186 246H187V244H186ZM255 246V245H254ZM130 247V246H129ZM136 247V246H135ZM152 247V246H151ZM191 247V246H190ZM137 248V247H136ZM159 248V247H158ZM183 248V247H182ZM189 248V247H188ZM254 248V247H253ZM108 249V248H107ZM168 249V248H167ZM240 249V248H239ZM242 249V248H241ZM185 250V249H184ZM188 250V249H187ZM95 251V252H94ZM106 251V250H105ZM155 251V250H154ZM173 251V252H174ZM189 251V250H188ZM204 251V250H203ZM260 251V250H259ZM89 252V253H88ZM110 252V251H109ZM112 252H114V251H112ZM164 252V251H163ZM102 253V252H101ZM105 253V252H104ZM143 253V252H142ZM203 253V252H202ZM168 254V253H167ZM167 254H165V255H167ZM173 254V253H172ZM250 254V253H249ZM149 255V254H148ZM159 255V254H158ZM169 255V254H168ZM127 256V255H126ZM125 256V257H126ZM130 256V255H129ZM161 256V255H160ZM164 256V255H163ZM162 256V258L163 259H161V258H159V259H161V261H160V263L161 264H168V258L167 257H169L170 258V256H171V254L169 255V256H164L163 257ZM90 257V256H89ZM95 257V256H94ZM138 257V256H137ZM143 257V256H142ZM141 257V258H142ZM153 257V256H152ZM151 257V258H152ZM98 258V257H97ZM124 258V257H123ZM140 258V257H139ZM149 258V257H148ZM158 258V257H157ZM186 258V257H185ZM86 259V258H85ZM87 259H89V258H87ZM120 259V258H119ZM129 259V258H128ZM153 259V258H152ZM171 259V258H170ZM126 260V259H125ZM136 260H138V259H136ZM141 261H139L138 262V264H151V261L149 262L148 260H145L144 258H143V260L142 259H140ZM154 260V259H153ZM157 260V259H156ZM85 261V260H84ZM87 261V260H86ZM93 261V260H92ZM119 261V260H118ZM158 261V260H157ZM170 261H172V260H170ZM156 262V261H155ZM176 262V261H175ZM231 262V261H230ZM229 262V263H230ZM153 263V262H152ZM182 263V262H181ZM257 263V262H256ZM84 264V263H83ZM117 264H120V263H117ZM154 264V263H153ZM171 264V263H170ZM188 264V263H187ZM230 264H232V263H230Z\"/></svg>",
	"mask_w": 264,
	"mask_h": 264
}]
</instances>
